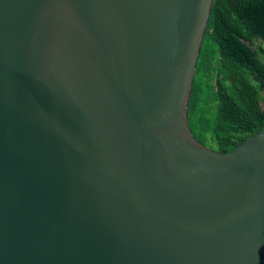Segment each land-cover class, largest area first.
Segmentation results:
<instances>
[{
    "label": "water",
    "instance_id": "95a60500",
    "mask_svg": "<svg viewBox=\"0 0 264 264\" xmlns=\"http://www.w3.org/2000/svg\"><path fill=\"white\" fill-rule=\"evenodd\" d=\"M216 0H0V264H264V129L200 144Z\"/></svg>",
    "mask_w": 264,
    "mask_h": 264
},
{
    "label": "trees",
    "instance_id": "16d2710c",
    "mask_svg": "<svg viewBox=\"0 0 264 264\" xmlns=\"http://www.w3.org/2000/svg\"><path fill=\"white\" fill-rule=\"evenodd\" d=\"M262 103L264 0H216L190 98L196 140L233 152L264 129Z\"/></svg>",
    "mask_w": 264,
    "mask_h": 264
},
{
    "label": "rangeland",
    "instance_id": "374dc122",
    "mask_svg": "<svg viewBox=\"0 0 264 264\" xmlns=\"http://www.w3.org/2000/svg\"><path fill=\"white\" fill-rule=\"evenodd\" d=\"M258 43L259 42H257V44L255 45V48H258ZM259 53H261V52H259ZM262 107H263V109H264V103H262ZM210 149H213V148H210ZM213 150H215V149H213ZM216 151V150H215Z\"/></svg>",
    "mask_w": 264,
    "mask_h": 264
},
{
    "label": "snow or ice",
    "instance_id": "6c2138e0",
    "mask_svg": "<svg viewBox=\"0 0 264 264\" xmlns=\"http://www.w3.org/2000/svg\"><path fill=\"white\" fill-rule=\"evenodd\" d=\"M257 264H258V261H257Z\"/></svg>",
    "mask_w": 264,
    "mask_h": 264
}]
</instances>
